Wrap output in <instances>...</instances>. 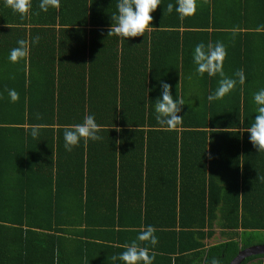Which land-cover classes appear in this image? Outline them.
I'll use <instances>...</instances> for the list:
<instances>
[{
  "label": "trees",
  "instance_id": "16d2710c",
  "mask_svg": "<svg viewBox=\"0 0 264 264\" xmlns=\"http://www.w3.org/2000/svg\"><path fill=\"white\" fill-rule=\"evenodd\" d=\"M39 3L31 0L24 18L11 8L5 12L17 31L43 30L37 48L29 33L26 58L9 60L12 70L27 58L38 61L50 82L32 85L22 99V79L12 84L19 112L7 121L61 126L92 115L102 139L81 141L69 152L64 136L53 139L50 128L43 160L21 150L10 165L0 157V264H123L111 257L146 226L158 238L154 247L142 244L155 253L153 264H211L213 257L228 264L252 244L247 232L264 230V152L245 131L257 115L254 93L264 89V0H204L183 20L177 0H162L151 31L128 39L108 36L118 0H60L59 9L47 12ZM193 33L202 36L188 44ZM20 39L26 34L13 38L9 51ZM220 39L227 49L224 72L237 80L235 89L207 101L221 77L205 74L204 102L191 108L184 101L182 124L160 126L161 81L179 98L180 90L186 93L180 68L186 61L196 68L195 46ZM70 99V113L63 114L61 105ZM15 129L23 130L14 128L13 135H23ZM217 231L225 240L208 243ZM256 257L264 254L241 264Z\"/></svg>",
  "mask_w": 264,
  "mask_h": 264
},
{
  "label": "clouds",
  "instance_id": "9594fccd",
  "mask_svg": "<svg viewBox=\"0 0 264 264\" xmlns=\"http://www.w3.org/2000/svg\"><path fill=\"white\" fill-rule=\"evenodd\" d=\"M5 5L18 13L21 18L26 17L31 10V0H4ZM162 0H118L117 13L111 15L112 25L108 31V36H118L124 39L145 36L147 31H151L154 22V13L161 5ZM207 2V0H205ZM39 8L47 12L49 8H60V0H40ZM174 5H167V12L173 11ZM198 10V0H177L175 11L179 14L181 20L193 16ZM40 37L35 38V43H39ZM18 47L11 50L9 59L12 62L24 59L28 56L29 46L24 39L17 41ZM227 57V49L222 42L213 44L209 42L205 45L203 42L197 44L193 51V62L196 72L203 77L207 74L209 77L219 75V86L213 94L207 99L211 101L223 99L230 94L236 87L237 80L226 76L224 72V62ZM235 76L239 78V83L243 85L246 77L243 69L236 71ZM162 94L155 101L156 120L158 124L169 130H173L182 124L183 118L178 115L182 111L184 100L182 97L174 98L172 95V86L161 81ZM179 84L177 85L178 89ZM9 95L13 101L17 100L18 94L10 90ZM254 102L257 105L254 121L245 131L250 133V142L258 152H264V89L254 93ZM42 117L37 114V119ZM102 126L98 125L94 116L86 115L82 123L65 126L64 128V147L66 151H72L74 147L79 146L81 141L87 144L89 141H98L102 137L98 134ZM120 129H117L119 131ZM227 130V129H225ZM39 126L31 128V135L34 138L39 136ZM130 154V153H129ZM55 155V153H54ZM53 155V156H54ZM156 229L153 226H146L137 236V239L126 244L125 250L118 256L111 257L112 261H122L123 264H153L155 253L150 252L147 246L142 244L157 245L158 238L155 235ZM139 241L140 243H138ZM211 264H222L218 257H213Z\"/></svg>",
  "mask_w": 264,
  "mask_h": 264
},
{
  "label": "crops",
  "instance_id": "0c3cea01",
  "mask_svg": "<svg viewBox=\"0 0 264 264\" xmlns=\"http://www.w3.org/2000/svg\"><path fill=\"white\" fill-rule=\"evenodd\" d=\"M66 1L67 3L68 2L72 3L78 0H66ZM199 3H200V6H202V3L204 5V0H200V2L198 0V5ZM3 4H5L4 0H0V5L4 7L3 10L1 9L2 12L0 10V15H1L0 19H2L0 21V50L3 56V58L0 61V119H1L0 121L1 122L0 123V157H2L10 165L11 163L14 162L15 150H21L20 155H24L23 153H25V155L31 154L33 159L38 158V160L41 161L43 160L42 158L44 155L40 151V149L42 150L44 147H46L50 137H52V135H50V132H48L50 128H53L56 130L54 131L53 133L54 135L52 138L57 139V137L59 136H64V128L65 126H68V125L58 126L55 124L53 125L43 124L42 125V124H27V123L14 124V123H10L9 121H7L9 120L7 119L8 116L13 115L14 112L15 113L19 112L18 106L14 109V101L11 99L9 95V92L11 90V85L14 83L20 82L19 79H22L21 83H24L25 85V90L23 92L21 90V94H20V99H22L23 95L25 96V98L29 95L32 85H42L44 84V83H41L43 81H45L47 84L50 82V77L47 76L45 72H43V70L38 69L40 68V64L38 61L36 60L34 62L30 61L29 63L28 58L26 59L25 64L23 66L15 67V69L12 70L13 65H11L10 60H9L11 51H9V49H11L10 47L12 45L13 38H15L19 34L21 35L26 34V40L28 42V39H29L28 35L29 33H31L32 34L31 36L33 37L32 46L33 48H37L38 44L40 42L42 43V41L40 39L39 43L37 44L35 43L34 40L37 36L42 35L43 30L27 28L25 30L17 31L12 26V20H14L13 17L11 15L5 14L6 11L9 12L11 9ZM199 14L200 16L202 15L201 12ZM201 18L203 17L201 16ZM200 36L202 35L198 33L189 34L188 35L189 40L187 39V41H189L188 44L192 42L193 37L195 40H198ZM223 40L224 39H220V42H222L225 45L226 42H224ZM225 41L227 40L225 39ZM19 68L22 70L20 71V73H17L16 71L19 70ZM180 72L182 74V80L185 85L184 88H185L186 93L182 94L180 90L178 97L180 98V93H181V96L182 98H184L183 100L185 101L187 105H189L191 108L198 107L204 102V97H205L204 90L200 86L201 85L200 82H203L204 77L199 76L196 72V68H194V65H192L191 63H188L187 61L183 64L182 68H180ZM11 75H15V76L12 77ZM57 81H58L57 77L56 78L54 77V82H57ZM178 84L180 85V89H181L182 86L180 82ZM64 92L66 93L67 91H63L62 93L63 96H59L56 92L54 94V98L58 99L60 97H64ZM61 107H62L63 114H69L72 108V99L68 101L67 107H66V104L61 105ZM41 112L42 111L38 113H41ZM57 113L58 112H55V114ZM34 125L39 126L40 128L39 136L37 138H34L31 135V128ZM14 128H22L23 130L21 131L15 129V132L16 131L22 132L23 135H19V134L13 135L12 130ZM15 135L17 136L19 135V136L16 137ZM56 145H57V148H59L58 145H60V143H57V140H56ZM12 177H15V175H12ZM15 178H17V176ZM221 236L222 235H220V233L217 231V233H215L211 237V239L208 240V243L213 244V243L225 240V239H222ZM255 244H258V243H255ZM254 259L255 258H253L252 260ZM256 259L259 260L260 262L259 264H264V257H256ZM248 262L246 264H249Z\"/></svg>",
  "mask_w": 264,
  "mask_h": 264
},
{
  "label": "water",
  "instance_id": "95a60500",
  "mask_svg": "<svg viewBox=\"0 0 264 264\" xmlns=\"http://www.w3.org/2000/svg\"><path fill=\"white\" fill-rule=\"evenodd\" d=\"M258 254H264V244L249 245L240 249L228 264H241L245 258Z\"/></svg>",
  "mask_w": 264,
  "mask_h": 264
},
{
  "label": "rangeland",
  "instance_id": "374dc122",
  "mask_svg": "<svg viewBox=\"0 0 264 264\" xmlns=\"http://www.w3.org/2000/svg\"><path fill=\"white\" fill-rule=\"evenodd\" d=\"M246 235L249 236L248 238H250L251 242L253 243L252 245H255V243L264 244V230L253 231L250 234L249 232H247ZM248 263L249 264H259L260 262L258 259L255 258L254 260H251Z\"/></svg>",
  "mask_w": 264,
  "mask_h": 264
}]
</instances>
